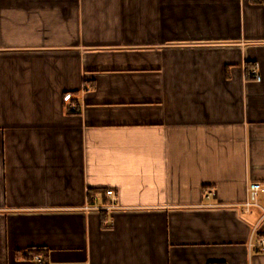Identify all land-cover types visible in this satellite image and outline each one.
I'll return each instance as SVG.
<instances>
[{
  "label": "crops",
  "instance_id": "0c3cea01",
  "mask_svg": "<svg viewBox=\"0 0 264 264\" xmlns=\"http://www.w3.org/2000/svg\"><path fill=\"white\" fill-rule=\"evenodd\" d=\"M253 180L264 0H0V264H264Z\"/></svg>",
  "mask_w": 264,
  "mask_h": 264
},
{
  "label": "built area",
  "instance_id": "2783aa9c",
  "mask_svg": "<svg viewBox=\"0 0 264 264\" xmlns=\"http://www.w3.org/2000/svg\"><path fill=\"white\" fill-rule=\"evenodd\" d=\"M250 75L256 81L261 80V75L255 69L251 71ZM71 108L72 110H74L75 106H71ZM212 193H213L212 191L209 192L210 195ZM107 194L109 195L112 194V191L108 190ZM260 196L264 197V182L254 181V180L251 181L248 185V199L243 204L244 209L249 210L252 207H257V208L262 209L264 213V208H262L261 205L259 204ZM255 232H256V228L254 227L248 245L252 249L255 247H260V249L264 251V236L258 237L257 241H254L253 237L255 238ZM37 264H45L44 259L42 257H38Z\"/></svg>",
  "mask_w": 264,
  "mask_h": 264
},
{
  "label": "trees",
  "instance_id": "16d2710c",
  "mask_svg": "<svg viewBox=\"0 0 264 264\" xmlns=\"http://www.w3.org/2000/svg\"><path fill=\"white\" fill-rule=\"evenodd\" d=\"M252 1H254V2H255V1H257V0H252ZM248 71H250V70L248 69Z\"/></svg>",
  "mask_w": 264,
  "mask_h": 264
}]
</instances>
